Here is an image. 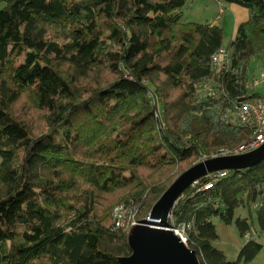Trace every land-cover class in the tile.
<instances>
[{
	"label": "trees",
	"instance_id": "obj_1",
	"mask_svg": "<svg viewBox=\"0 0 264 264\" xmlns=\"http://www.w3.org/2000/svg\"><path fill=\"white\" fill-rule=\"evenodd\" d=\"M190 1L0 0V264H119L131 251L113 229L117 205L144 221L201 156L252 135L219 115L262 97L249 79L264 0H224L248 18L217 70L222 29L184 22ZM212 77L215 96L200 98ZM253 215L264 235V162L199 179L168 224L184 227L199 264L250 263L262 249ZM212 218L247 235L236 261L214 248Z\"/></svg>",
	"mask_w": 264,
	"mask_h": 264
},
{
	"label": "water",
	"instance_id": "obj_2",
	"mask_svg": "<svg viewBox=\"0 0 264 264\" xmlns=\"http://www.w3.org/2000/svg\"><path fill=\"white\" fill-rule=\"evenodd\" d=\"M264 162V144L258 149L233 156L205 159L184 170L152 205L148 219L134 225L127 234L130 255L118 258L119 264H199L195 251L168 224V218L193 183L210 174L251 169Z\"/></svg>",
	"mask_w": 264,
	"mask_h": 264
},
{
	"label": "rangeland",
	"instance_id": "obj_3",
	"mask_svg": "<svg viewBox=\"0 0 264 264\" xmlns=\"http://www.w3.org/2000/svg\"><path fill=\"white\" fill-rule=\"evenodd\" d=\"M223 7V12L220 15V19L218 22L219 27L222 29L223 39H222V47L225 48L231 41L236 25V13L233 12L234 9H239L240 11L247 10L241 6L227 4L224 0H192L188 2L182 11V20H187V22L194 23H205L206 20H213L219 15V5L217 2ZM242 13V12H240ZM247 16V15H246ZM247 19V18H246ZM264 58V53L260 57V59L252 64V78L249 79V85L251 87V92L254 91L258 95L264 97V84L257 83L254 84V80L258 79V75L260 69L262 68L261 61ZM202 84L213 86L214 78L212 77L209 81H202ZM254 84V86H253ZM202 86L198 85V90L201 95H204V90L200 88ZM215 149L209 151V154L213 155L215 153ZM206 155L201 156L199 162L205 159ZM247 217V213L244 210L237 209L235 211V219L236 218H245ZM253 227L249 231V238L254 239L256 242L262 245V249L257 254L255 259L250 263H239V264H264V235L260 232L256 218L253 215L252 218ZM212 223L215 227V231L217 234V240L213 243L215 249L219 250L225 256L227 261L233 262L239 256L241 248L247 242L248 237H241L236 228L235 222L231 225L223 224L219 218H212Z\"/></svg>",
	"mask_w": 264,
	"mask_h": 264
},
{
	"label": "built area",
	"instance_id": "obj_4",
	"mask_svg": "<svg viewBox=\"0 0 264 264\" xmlns=\"http://www.w3.org/2000/svg\"><path fill=\"white\" fill-rule=\"evenodd\" d=\"M221 6L220 3H218ZM222 7H220L219 16L216 20L220 19L222 14ZM228 52L225 48L218 49L211 57V68L217 70L223 63L228 61ZM262 68L260 69L258 79L254 80V84L262 83L264 84V58L261 61ZM200 88L204 90V95L200 94V98L209 97L212 98L215 96L216 91L214 86H208L205 84H200ZM220 120L225 125L236 124L237 122L246 128L250 129L252 135L242 144L238 145L232 150H220L215 152L213 155L205 157L215 158L221 156H233V155H243L249 152H252L264 144V97L257 99H248L240 101V103L233 109L221 113ZM204 159V160H205ZM228 171H220L208 175L209 177L220 178L228 174ZM199 186V180L194 182L192 188ZM212 186L211 183H208L202 187V190H208ZM138 213L135 209H129L125 204L117 205L112 210V223L113 229L122 230L128 234L129 230L140 222L136 219V214ZM171 215L168 219H170ZM148 219V216L145 218ZM168 222V221H167ZM171 225V224H170ZM172 226V225H171ZM173 227V226H172ZM174 232L184 241L186 244L184 227L174 228ZM247 237V235L245 236Z\"/></svg>",
	"mask_w": 264,
	"mask_h": 264
},
{
	"label": "crops",
	"instance_id": "obj_5",
	"mask_svg": "<svg viewBox=\"0 0 264 264\" xmlns=\"http://www.w3.org/2000/svg\"><path fill=\"white\" fill-rule=\"evenodd\" d=\"M218 3H220L219 1L217 2V4ZM233 5V4H232ZM220 7H222V5L221 6H219V11H220ZM233 10V12H235L236 14V25H235V31H236V28H237V26L240 24V23H243V22H245L247 19L246 18H248V12H245V11H240L239 9H232ZM222 11H223V7H222ZM240 12H242V13H240ZM247 15V16H246ZM219 16V15H218ZM217 16V17H218ZM217 17L215 18V19H213V20H206L205 21V23H208V24H210V25H217V26H219V24H218V22L217 21H219V20H216L217 19ZM184 22H187V20H183ZM234 35H235V32H234ZM234 35H233V37H234ZM232 37V38H233Z\"/></svg>",
	"mask_w": 264,
	"mask_h": 264
}]
</instances>
